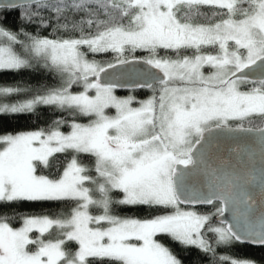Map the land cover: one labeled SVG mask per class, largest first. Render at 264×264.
I'll return each mask as SVG.
<instances>
[{
	"label": "snow or ice",
	"instance_id": "obj_1",
	"mask_svg": "<svg viewBox=\"0 0 264 264\" xmlns=\"http://www.w3.org/2000/svg\"><path fill=\"white\" fill-rule=\"evenodd\" d=\"M16 8L53 38L0 26V71L36 65L56 83L20 103L10 98L28 90L0 86V115L48 106L91 119L71 123L68 134L60 120L48 132L0 134V264H182L164 237L212 254L214 264H254L217 257L215 246H264V0L0 2V11ZM137 50L157 71L132 85L153 93L132 107L134 98L114 95L123 85L101 83V74L137 62L125 55ZM109 52L116 63L88 58ZM69 151L58 178L38 174ZM81 154L94 158V168ZM24 202L71 206L51 216L21 214L22 226L13 228L8 212ZM181 205L216 208L200 214ZM127 208L157 214H114ZM226 210L232 223L214 226L213 216Z\"/></svg>",
	"mask_w": 264,
	"mask_h": 264
},
{
	"label": "trees",
	"instance_id": "obj_2",
	"mask_svg": "<svg viewBox=\"0 0 264 264\" xmlns=\"http://www.w3.org/2000/svg\"><path fill=\"white\" fill-rule=\"evenodd\" d=\"M21 9L0 11V26L8 29L12 32L27 31L32 34H39L40 36H46L48 38H53L51 30H42L36 25L28 24L22 19ZM18 53L19 48L15 49ZM114 53H104V54H89L90 60H95L102 63H116ZM146 51L137 50L135 53L130 55L126 54L128 59L139 58L146 59L148 57ZM56 83V78L53 74L48 73L43 70L42 67L34 65L32 68L15 70H4L0 71V86L4 87H19L22 91L19 94H15L10 98L11 103H20L32 98V92L36 90H43L45 87H51ZM82 89L74 88L73 91H81ZM121 94V93H118ZM125 94V92L123 93ZM127 94V93H126ZM143 99V98H141ZM64 121L60 124L58 130L64 134L71 132V123L73 122H86L88 118L72 115L68 111H61L48 106H39L35 113H21V114H6L0 115V134H19L25 132L33 131H51L56 126L54 121ZM232 126H236V122L232 123ZM71 151L68 153H56L50 158V162L55 161L52 168L45 169L43 166L38 167V174L46 175L49 178L56 179L62 173L64 166L71 158ZM80 161L89 168H94V158L81 154L79 157ZM90 175H95L94 172L89 173ZM114 199H119L121 196L114 194ZM71 205H66L64 202H24L19 205L18 208H14L8 212V215L13 217L8 222L13 228H19L22 226L19 215H53L57 212H65ZM216 205L209 208H199V209H187L182 208L187 211H196L200 214H209L214 212ZM91 213L93 215H98L102 213V209L91 208ZM123 218H134L140 220L151 219L157 213L149 210L147 208H127L118 209L115 213ZM218 216V215H217ZM217 216H213L212 223L214 226H219L215 222ZM33 237L37 233L33 232L31 234ZM209 239H212V234H208ZM46 238L55 239V234H52ZM161 242L177 256L178 259L182 261V264H214L212 254L204 253L202 250L195 248L194 246L185 248L181 246L178 242H173L170 238L164 237ZM215 246V245H214ZM68 247L75 251L78 247L75 243H71ZM216 247V256H231L238 259H247L256 264H264V248H253L245 246L242 244L235 245H221Z\"/></svg>",
	"mask_w": 264,
	"mask_h": 264
},
{
	"label": "water",
	"instance_id": "obj_3",
	"mask_svg": "<svg viewBox=\"0 0 264 264\" xmlns=\"http://www.w3.org/2000/svg\"><path fill=\"white\" fill-rule=\"evenodd\" d=\"M2 3H14L19 4L22 3L23 0H0ZM18 9V8H16ZM14 10V9H9ZM129 60L137 61L131 64L127 65H118L116 68L108 69L107 73L101 74V83H114L117 85H123V87H116L115 90L118 92H133V91H139L142 89L148 88H140V87H133L132 85H135L137 82H142L147 78L146 74L148 72H156L155 69H150V67L144 63H142L143 59L139 58H132ZM227 135H233V136H243L246 135L244 133H232ZM213 205H181L182 208L187 209H199V208H209ZM221 221H223L224 225L232 223V215L231 212L226 210L223 213V216H217L215 219V222L219 225H221ZM222 226V225H221ZM245 246L253 247V248H264V246L256 245V244H242Z\"/></svg>",
	"mask_w": 264,
	"mask_h": 264
},
{
	"label": "rangeland",
	"instance_id": "obj_4",
	"mask_svg": "<svg viewBox=\"0 0 264 264\" xmlns=\"http://www.w3.org/2000/svg\"><path fill=\"white\" fill-rule=\"evenodd\" d=\"M99 54H104V53H99ZM115 54V53H114ZM126 54H128V55H130L131 53H125V55ZM96 55V54H95ZM98 63H101V64H103V65H106L105 63H102V62H98ZM207 72H208V69H205V73L207 74ZM242 90H246V88H243V86H242ZM82 91V90H81ZM90 95H92V94H94V93H89ZM114 95H116L117 97H119V98H121V99H126V98H129V97H132V98H134L133 99V103H132V107H139V103H137L138 101H140L137 97H135V96H133V95H125V96H119L118 94H116L115 92H114ZM150 98V97H149ZM148 98V99H149ZM145 100H147V99H145ZM144 100V101H145ZM141 101H143V100H141ZM105 112H106V114L107 115H109V116H115L116 115V110L114 109V108H108V109H106L105 110ZM86 118H88V121H86V122H84V123H82V122H77V123H80V124H88L89 122H90V119L91 118H89V117H86ZM234 122V121H233ZM233 122H231V123H233ZM86 186H88V187H92V185H86ZM93 195H94V198H99L98 197V194H96V193H93ZM91 208L92 207H90L89 208V212H90V214H92L91 213ZM93 208H96V207H93ZM184 210V209H183ZM187 211V210H186ZM93 215V214H92ZM98 215H100V214H98ZM219 226H221V225H219ZM132 243H137L136 241H132ZM254 264H256V263H254Z\"/></svg>",
	"mask_w": 264,
	"mask_h": 264
},
{
	"label": "flooded vegetation",
	"instance_id": "obj_5",
	"mask_svg": "<svg viewBox=\"0 0 264 264\" xmlns=\"http://www.w3.org/2000/svg\"><path fill=\"white\" fill-rule=\"evenodd\" d=\"M114 92L116 94L118 93H121V92H118L114 89ZM124 92H122L121 94H118L119 96H125V95H133L135 97H137L140 101L141 100H145V99H148L149 97H151L153 95L151 89H142V90H139V91H133V92H125V94H123ZM127 93V94H126ZM143 98V99H141ZM235 127V126H233Z\"/></svg>",
	"mask_w": 264,
	"mask_h": 264
}]
</instances>
